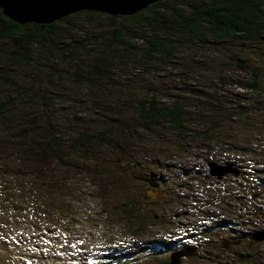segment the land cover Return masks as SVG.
Here are the masks:
<instances>
[{
	"label": "rangeland",
	"instance_id": "rangeland-1",
	"mask_svg": "<svg viewBox=\"0 0 264 264\" xmlns=\"http://www.w3.org/2000/svg\"><path fill=\"white\" fill-rule=\"evenodd\" d=\"M222 70L200 77L211 111L190 109L193 130L217 123L218 139L179 137L157 150L122 141L58 165L35 134L10 127L0 150V264H170L178 253L177 264H264V94L236 77L221 88L213 80ZM99 162L104 172L99 165L92 178L72 169ZM210 165L237 175L218 179Z\"/></svg>",
	"mask_w": 264,
	"mask_h": 264
},
{
	"label": "trees",
	"instance_id": "trees-1",
	"mask_svg": "<svg viewBox=\"0 0 264 264\" xmlns=\"http://www.w3.org/2000/svg\"><path fill=\"white\" fill-rule=\"evenodd\" d=\"M221 69V88L236 77L264 94V0H160L132 16L80 11L25 25L0 10V150L14 126L58 165L122 141L157 150L179 137L218 139L217 123L193 130L190 109L210 110L200 77ZM94 165L72 169L92 178L104 172Z\"/></svg>",
	"mask_w": 264,
	"mask_h": 264
},
{
	"label": "water",
	"instance_id": "water-1",
	"mask_svg": "<svg viewBox=\"0 0 264 264\" xmlns=\"http://www.w3.org/2000/svg\"><path fill=\"white\" fill-rule=\"evenodd\" d=\"M160 0H0L3 15L18 25L51 24L80 11L103 13L109 16H132ZM209 174L218 179L228 172L237 175L232 166H209ZM137 179L151 183L137 174ZM152 198V196H150ZM260 237L264 238V233ZM185 252V251H184ZM182 254H175L170 264H177ZM173 257V256H172Z\"/></svg>",
	"mask_w": 264,
	"mask_h": 264
},
{
	"label": "flooded vegetation",
	"instance_id": "flooded-vegetation-1",
	"mask_svg": "<svg viewBox=\"0 0 264 264\" xmlns=\"http://www.w3.org/2000/svg\"><path fill=\"white\" fill-rule=\"evenodd\" d=\"M233 179V178H232ZM236 179V178H235ZM225 182L226 183H229V182H231L230 180H227V178L225 179ZM262 192V191H261ZM259 194V193H258ZM257 194V195H258ZM257 195H253V196H251V198H254V197H256ZM256 213H260V214H263L261 211H257ZM261 216V215H260ZM187 247V246H186Z\"/></svg>",
	"mask_w": 264,
	"mask_h": 264
}]
</instances>
